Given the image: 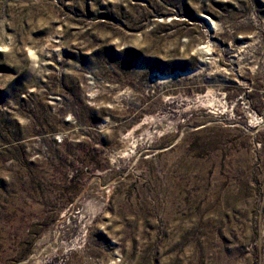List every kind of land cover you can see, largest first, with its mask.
Returning <instances> with one entry per match:
<instances>
[{
	"label": "rangeland",
	"instance_id": "obj_1",
	"mask_svg": "<svg viewBox=\"0 0 264 264\" xmlns=\"http://www.w3.org/2000/svg\"><path fill=\"white\" fill-rule=\"evenodd\" d=\"M0 264H264V0H0Z\"/></svg>",
	"mask_w": 264,
	"mask_h": 264
}]
</instances>
